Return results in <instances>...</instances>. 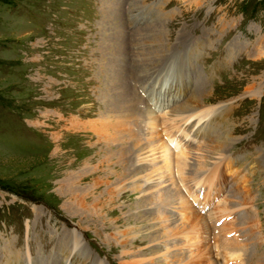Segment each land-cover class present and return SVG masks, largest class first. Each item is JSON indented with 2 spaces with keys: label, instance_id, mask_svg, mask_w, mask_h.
<instances>
[{
  "label": "rangeland",
  "instance_id": "374dc122",
  "mask_svg": "<svg viewBox=\"0 0 264 264\" xmlns=\"http://www.w3.org/2000/svg\"><path fill=\"white\" fill-rule=\"evenodd\" d=\"M194 101L212 115L189 151L213 155L225 140L219 177L183 193L180 174L199 175L192 159L136 167L132 179L156 172L169 185L161 209L126 202L135 231L121 256L116 217L82 212L61 180L59 152H82L65 122L103 117L138 135L147 117L193 113ZM193 193L218 220L208 243L162 241L199 208ZM215 245L221 264H264V0H0V264H208Z\"/></svg>",
  "mask_w": 264,
  "mask_h": 264
},
{
  "label": "bare ground",
  "instance_id": "6f19581e",
  "mask_svg": "<svg viewBox=\"0 0 264 264\" xmlns=\"http://www.w3.org/2000/svg\"><path fill=\"white\" fill-rule=\"evenodd\" d=\"M191 111H193V113L185 114L180 117H167L164 115L147 117L140 126V132L139 134L137 133L138 135H131L129 133V130L135 125L131 126L129 129L128 127H123L103 117H94L91 121L84 123L75 120H70L68 124L65 122L66 128H64V130L72 135L75 142L78 141L77 148L82 152L78 153V155L76 154L72 160L69 159L65 151L62 150L59 152V160H61V165L66 172L62 174L63 178L61 180L67 185V189H69L72 195L71 198L75 202L74 206L80 208L82 212L91 210L95 216L108 215L116 217L115 222H113L117 225L115 226L116 228L118 227L116 232H119L120 235L118 244L122 245L123 248L121 250V256L127 253V249L124 248L125 246L123 247L126 231L135 229L130 224H127V215L124 214L126 202H134V197H139V195H141L139 199L140 202L135 203L136 206H139V204L142 203L141 201L145 200L147 197L150 201H155L154 204H152L155 209H161L165 207V205H163L165 201L163 198L164 193L160 192L159 194L158 192L159 189L169 185L168 180L165 178V174L162 175L156 172L148 173L142 180L132 179V176L135 175L136 167L143 163L151 164L160 161L168 165L172 159L181 160L183 162L192 159V165L194 164V166H196V172L199 173V175L198 178L187 180L180 174L179 185L181 188L180 191H183V193L184 191L186 193L191 190L195 187V184L200 186L195 192H201L202 185H204L209 178L206 176L205 179H202V175L206 172L207 174L209 172L211 176L215 175L219 177V171L216 168L218 166L217 164L220 162L218 158L220 157L219 151L221 148L224 149L225 144L223 142L225 140L217 144L215 146L217 148L214 147L215 149L213 153H211L215 156L218 155L217 157L213 155L207 156L204 153L197 154V152L191 155L189 146L197 141V136L203 131L202 128L204 124L210 119L209 113L212 115V110L208 108L205 109L203 103L194 101ZM138 128L139 126L137 125L135 129L138 130ZM194 129L197 131H193ZM57 136V140L60 141V139L64 137V133L61 132ZM81 140H85V142L80 143ZM131 149L132 152L130 151ZM190 156H192V158H189ZM130 159L134 160L135 163V166L131 169V165L129 166ZM207 168H209L208 171H205ZM69 169H71V172L67 173ZM193 172H195V170H193ZM157 193L159 195H157ZM177 194L178 198L181 197L179 191ZM209 194H207V197ZM193 199L194 202L197 201V206L199 208H190L188 212L189 216L184 218L180 228H178L179 230L176 229V231L172 233L165 232L162 241L181 238L183 241L182 246L184 245L185 247H189L191 244L194 245V243L199 241H204V244L208 243L209 239L207 233L217 225L218 220L215 219L214 213L208 212L206 214L203 212L205 207L209 205V202L201 206L199 204V199L194 193ZM181 207L187 210L183 205H181ZM157 223L159 224L157 226L158 228H164L169 224V221L165 220V222H163L158 219ZM151 229L155 230L156 228L151 227L150 230ZM147 238L146 235L140 238L134 237L132 238L133 244H143ZM212 238L216 243V237ZM78 247L79 241L74 237L73 250H76ZM217 250L218 248L216 245L211 252L208 248V253H210L208 258H212L209 260L208 264L220 263L218 262L220 257ZM168 251L169 248L166 246L164 254H167ZM164 254L162 253V256ZM152 258L153 254L148 253L145 256H139L138 259H134V261L136 260V262H139L143 259H148L151 263ZM169 258V256H165L162 261L165 264H171L172 260Z\"/></svg>",
  "mask_w": 264,
  "mask_h": 264
}]
</instances>
